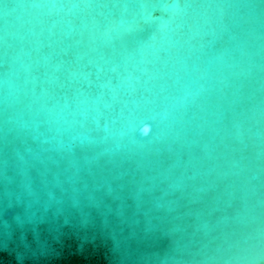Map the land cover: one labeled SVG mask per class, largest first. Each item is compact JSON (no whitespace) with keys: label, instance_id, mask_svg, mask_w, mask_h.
Segmentation results:
<instances>
[{"label":"water","instance_id":"water-1","mask_svg":"<svg viewBox=\"0 0 264 264\" xmlns=\"http://www.w3.org/2000/svg\"><path fill=\"white\" fill-rule=\"evenodd\" d=\"M0 264H264V0H0Z\"/></svg>","mask_w":264,"mask_h":264},{"label":"snow or ice","instance_id":"snow-or-ice-1","mask_svg":"<svg viewBox=\"0 0 264 264\" xmlns=\"http://www.w3.org/2000/svg\"><path fill=\"white\" fill-rule=\"evenodd\" d=\"M147 131V130H146Z\"/></svg>","mask_w":264,"mask_h":264}]
</instances>
